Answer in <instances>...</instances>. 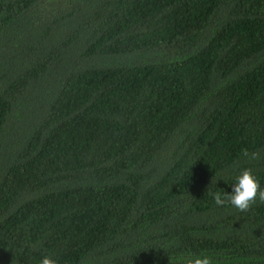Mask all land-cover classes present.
<instances>
[{
    "label": "trees",
    "instance_id": "obj_1",
    "mask_svg": "<svg viewBox=\"0 0 264 264\" xmlns=\"http://www.w3.org/2000/svg\"><path fill=\"white\" fill-rule=\"evenodd\" d=\"M245 169L264 0H0V264H264Z\"/></svg>",
    "mask_w": 264,
    "mask_h": 264
},
{
    "label": "clouds",
    "instance_id": "obj_2",
    "mask_svg": "<svg viewBox=\"0 0 264 264\" xmlns=\"http://www.w3.org/2000/svg\"><path fill=\"white\" fill-rule=\"evenodd\" d=\"M247 154V153H245ZM232 193L228 194L227 202L241 212H246L251 209L253 205L259 202L264 203V190L257 177L253 174L251 169H245L238 176L237 182L232 185ZM215 203L223 206L226 200L217 192L214 196ZM41 264H56V261L48 256L41 260ZM192 264H213L211 257L201 254L197 256Z\"/></svg>",
    "mask_w": 264,
    "mask_h": 264
}]
</instances>
